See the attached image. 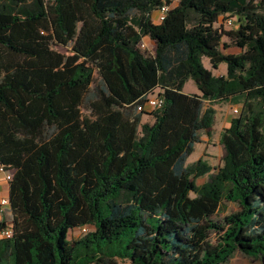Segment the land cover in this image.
<instances>
[{
	"label": "trees",
	"instance_id": "16d2710c",
	"mask_svg": "<svg viewBox=\"0 0 264 264\" xmlns=\"http://www.w3.org/2000/svg\"><path fill=\"white\" fill-rule=\"evenodd\" d=\"M172 1L0 0V264H264V0ZM239 102L222 164H187L214 105ZM222 201L237 210L215 218Z\"/></svg>",
	"mask_w": 264,
	"mask_h": 264
},
{
	"label": "rangeland",
	"instance_id": "374dc122",
	"mask_svg": "<svg viewBox=\"0 0 264 264\" xmlns=\"http://www.w3.org/2000/svg\"><path fill=\"white\" fill-rule=\"evenodd\" d=\"M177 1L178 0H173L172 6H174L177 3ZM226 19L227 17L221 18L220 22L223 24V27L225 30H231L236 25L235 19L231 18L232 19L231 24L226 23ZM214 25L218 26L219 24L215 23ZM142 41L144 43L145 52L152 53L153 48H154L153 43L148 41L145 38H143ZM223 43H225L227 46L225 47V49L223 48V45H222ZM52 48L58 53H60V57L56 61L57 64H62L66 62V60L70 58L71 55L74 54V46L72 42L68 44L54 43L52 45ZM220 49L223 52H227V53H239L241 51L238 47H236L231 42L230 38H228V36L226 35L222 37ZM201 61H202L203 66L211 70L212 73L215 75L225 74L226 72L225 62H221L216 69H213L209 63L208 57L202 56ZM183 92L187 94L198 93V89L192 77H189L187 81L185 82L183 86ZM157 93H158V90H154L151 93L150 97L155 96ZM242 106H243L242 102H239L236 104L222 103V104L214 105V108L216 110L214 123L208 129L200 132V136H201L200 141L194 144L193 151L187 157V160H186L187 164H190L199 158L206 160L214 169H216L219 165L222 164L224 151L219 142V134L222 128L229 125V121L232 117L238 116V114L240 113L242 109ZM234 107L238 108L237 113H233L232 109ZM151 108H152L151 103H148L142 108L143 112L141 113V122L151 121L152 119L150 115ZM127 121H128V124L131 126L135 122L134 118H129ZM206 179H207V175H204L196 179V183L200 184L204 182ZM6 186H7V181L4 179L3 172H0V196L5 194L2 188L3 187L5 188ZM222 206L224 207V209H220L219 212L215 215V218H222L230 214L231 212H235L237 210V205L236 203H233V202L222 201ZM1 216L5 218L4 214ZM6 220H7L6 222L7 225L10 226L11 225L10 215L8 214L6 215ZM90 229H92L91 226H85V228H75L71 230L69 237L74 238V239L78 238ZM120 264H128V262L120 261ZM224 264H259V263L258 261L252 258L243 256L240 254H235L232 258H230Z\"/></svg>",
	"mask_w": 264,
	"mask_h": 264
},
{
	"label": "built area",
	"instance_id": "2783aa9c",
	"mask_svg": "<svg viewBox=\"0 0 264 264\" xmlns=\"http://www.w3.org/2000/svg\"><path fill=\"white\" fill-rule=\"evenodd\" d=\"M168 9H169L168 5H163L158 11L155 12L154 19L156 21H161L163 19L164 15H165V12ZM227 23L231 24L232 23V19H230V18L227 19ZM140 47L144 48L143 41H141ZM149 103H151V106H154L156 104V101L153 99V100H150ZM232 111H233V113H237L238 112L237 107H234ZM0 172H3L4 179L6 181L11 179L12 172H11V170L7 169L5 166L0 165ZM7 204H8L7 197L6 196H0V206L1 207H5V206H7ZM10 234H11V232H10V230L8 228H5L4 230L1 231V235L2 236L9 237Z\"/></svg>",
	"mask_w": 264,
	"mask_h": 264
},
{
	"label": "crops",
	"instance_id": "0c3cea01",
	"mask_svg": "<svg viewBox=\"0 0 264 264\" xmlns=\"http://www.w3.org/2000/svg\"><path fill=\"white\" fill-rule=\"evenodd\" d=\"M145 39H147L148 41H150V42L153 43V41L150 40L149 38L145 37ZM153 45H154V43H153ZM237 109H238V108H237ZM232 110H233V109H232ZM7 189H8V186H6L5 188H4V187L2 188V190H4V192H5V194H3V195H1V196H6V194H7Z\"/></svg>",
	"mask_w": 264,
	"mask_h": 264
}]
</instances>
